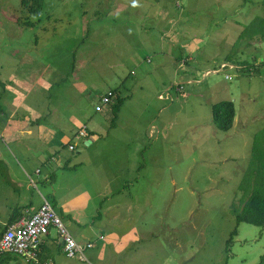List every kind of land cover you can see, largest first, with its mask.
I'll list each match as a JSON object with an SVG mask.
<instances>
[{"label":"rangeland","instance_id":"1","mask_svg":"<svg viewBox=\"0 0 264 264\" xmlns=\"http://www.w3.org/2000/svg\"><path fill=\"white\" fill-rule=\"evenodd\" d=\"M28 17L20 0H0V96L17 66L18 121L88 124L102 142L88 152L81 142L68 170L36 182L34 202L46 198L81 245L104 251L98 264H264V227L238 225L234 213L264 159V0H46L41 21L24 26ZM38 57L60 60L48 85ZM226 61L236 70L220 68ZM109 91L127 99L116 119L102 106ZM221 102L235 105L228 132L212 119ZM12 141L0 136V202L13 173L27 179L23 156L52 169L48 146ZM135 228L142 235L130 244L123 235ZM90 253L86 263L56 259L97 264Z\"/></svg>","mask_w":264,"mask_h":264},{"label":"crops","instance_id":"2","mask_svg":"<svg viewBox=\"0 0 264 264\" xmlns=\"http://www.w3.org/2000/svg\"><path fill=\"white\" fill-rule=\"evenodd\" d=\"M126 6L127 5H124V7ZM130 6L134 7V4L131 3ZM137 26L139 27V25ZM139 28L142 29V26H140ZM38 59L39 62L42 61L41 64H39L38 66L39 80H42L45 85H48L50 83L46 79L47 78L46 75L48 73V70L50 69L48 65L50 64L52 67H56V65L59 63L60 60H58L56 57H46V58L38 57ZM26 60L27 58H24L20 60L18 63L25 65ZM32 60H34V62H37L36 58H32ZM174 65L175 62L174 59H172L171 66L174 67ZM33 67L35 68L36 66ZM15 70H16V74L15 72H13L12 76H10L6 80L7 87L3 95L0 96V136L4 137L6 136V134H10L11 137L13 138L12 142H14V144L26 145L29 143L33 145V147L38 148L39 150H45L44 146H48L51 150V153H49L48 156L50 158V162L52 163V169L50 171L48 169H43L42 166H39L34 162L35 161L34 157L23 156L27 166H24V168L22 166V171L24 176L28 180L23 177L20 171H18L17 173H13L11 175L9 181L10 184L13 185L14 191L13 194L10 195L8 199L0 202V231L4 229L7 225H9V223L11 222L13 224L20 223L23 220L28 219L34 213H36L39 206L42 205L44 198L42 199V201L35 203L32 196L30 195V191H32V189L36 187V182H41L42 184L52 183L53 180L55 179L54 173L56 172V170H63V169L68 170L71 166V162L73 163L72 155L75 154L76 152L83 151V149L82 150L80 149L81 142H84L86 144L87 152L92 150H97L102 146L101 141L96 143V145H94V142L92 140L93 137L92 135L96 133L95 130H93L94 128L92 129L91 126L88 125L87 123L86 124L90 128V134H91L90 139L75 140L76 135L81 130V127L76 128V124L72 120H66L65 124L68 125V130L65 131L54 126L53 119L47 120L46 114H44V117L37 118V121L31 120L28 127L24 124V122L18 121L17 113H18V108H20L21 105H16V103H18L19 101H18V96H16L15 94L22 95L23 90H21V92L18 91L16 85L17 79L22 78V77L19 78V73L21 72V69L15 66ZM25 81L26 82L24 83L25 84L24 86H26V83L29 81V79H25ZM52 82H54L52 84L53 86L58 84L56 81H52ZM52 89L53 88L51 86L49 90ZM169 99H171L170 96ZM39 119H43V120H39ZM72 128L75 129L72 131ZM95 129H97V124H95ZM70 132L72 138L71 141L67 143L68 138H70L69 137ZM18 134L21 135V137H18ZM73 142L76 145H78L75 151L70 150L68 146L70 143ZM87 143H89V145H87ZM92 145L94 146L92 147ZM34 164H35V168L33 170ZM25 169L26 170L28 169L29 171L33 170V173L27 172ZM37 171L39 172L37 173ZM127 203L129 205H132V208L130 209L139 208L138 205H133L134 203L132 201L128 200ZM121 205L123 207H126V201H124V203H121ZM135 215H137V213L130 210V212H128L127 214V217L130 219H134ZM101 223L102 222H99V224ZM95 224L98 223L95 221ZM141 235H142L141 231H138V229L135 228L132 232L123 235V238L128 239V242L132 244L135 241H137V239ZM84 238L88 239L85 235ZM102 238L103 240H105V237L103 235L98 239L103 241ZM91 242L93 241L89 239L88 243ZM96 248L97 247L95 246V248L87 252L88 253L91 252L90 255L92 259L96 261L97 264L104 263V257H105L104 251H102V253L99 250L96 252L95 251ZM57 255L65 256L63 252V243L57 230L52 229L50 233L43 238L41 249H39L37 253L38 264H64V261L61 260L60 257L56 259ZM86 261H83V263H86ZM0 264H33V261L28 260L24 257L4 255L0 260ZM71 264H77V263H71Z\"/></svg>","mask_w":264,"mask_h":264},{"label":"built area","instance_id":"3","mask_svg":"<svg viewBox=\"0 0 264 264\" xmlns=\"http://www.w3.org/2000/svg\"><path fill=\"white\" fill-rule=\"evenodd\" d=\"M235 64L222 62L220 68L224 70H236ZM239 70V69H238ZM114 96L108 93L102 100V105L114 104ZM101 111L102 108H97ZM88 138L86 130L81 131L79 140ZM78 144V143H77ZM78 145L70 147L75 151ZM52 229H56L63 243V252L67 258L86 261V252L95 247V243L81 245L74 235L65 226L62 218L57 214L52 204L43 199V203L37 209L36 213L20 223L13 224L0 236V259L5 254H14L32 260L33 264H38L37 253L41 247L43 238L47 236Z\"/></svg>","mask_w":264,"mask_h":264},{"label":"trees","instance_id":"4","mask_svg":"<svg viewBox=\"0 0 264 264\" xmlns=\"http://www.w3.org/2000/svg\"><path fill=\"white\" fill-rule=\"evenodd\" d=\"M45 1L46 0H20L22 10L28 16L36 17L38 22L41 21V16L43 15ZM30 17H28L27 20H25L22 23V24H24V26H28V27L34 26V23L32 21H30ZM19 23H20V21H19ZM234 64H236V63H234ZM245 67L246 68L244 70H249V72H251V68L249 67V65H245ZM242 72H243V70H242ZM118 92H120V91H112L111 92L116 97L113 100L114 104L108 105V106L112 107V113H113L114 119L117 118L118 113L120 112V109L122 108V106L125 104V102L127 100V99H122ZM103 98H102V100H103ZM102 106H107V105H102ZM97 111L101 112L102 110L101 111L97 110ZM235 118H236V110H235V105L233 102H221V103H218L212 107L213 123H214L215 127L220 131L228 132V131L232 130L233 126H234ZM83 130H86L87 135H88L87 139L88 140L90 139V136H91L90 128L87 125H85L78 132L75 140L80 138L81 131H83ZM263 135H264V133H263ZM263 135H260V136H263ZM74 142L70 143L68 145L69 148L71 146L75 145ZM257 159H259V158H257ZM260 160L263 162L261 168L260 169L254 168L248 172V174L251 177V183H252L251 184L252 189L250 188L251 189L250 195L248 196V198L245 201L244 205L242 206L241 210H239L237 208L234 209V213H235L238 225L241 223H247V224H250V225H253L256 227H264V159H260ZM38 172L39 171H37V173ZM246 186H248V185H246ZM54 209H55V207H54ZM11 225H13L12 222L9 223V225H7L4 229L1 230L0 236L3 235L4 232ZM237 234H238V228L235 229V231L232 235V239L229 240V242H228L229 246L233 245L234 240H235V236H237ZM102 240H103V238H102ZM39 249H41V247H39ZM39 249H38V251H39ZM12 255H14V254H12Z\"/></svg>","mask_w":264,"mask_h":264},{"label":"water","instance_id":"5","mask_svg":"<svg viewBox=\"0 0 264 264\" xmlns=\"http://www.w3.org/2000/svg\"><path fill=\"white\" fill-rule=\"evenodd\" d=\"M87 145H89V143H87Z\"/></svg>","mask_w":264,"mask_h":264},{"label":"flooded vegetation","instance_id":"6","mask_svg":"<svg viewBox=\"0 0 264 264\" xmlns=\"http://www.w3.org/2000/svg\"><path fill=\"white\" fill-rule=\"evenodd\" d=\"M0 233H1V231H0Z\"/></svg>","mask_w":264,"mask_h":264}]
</instances>
